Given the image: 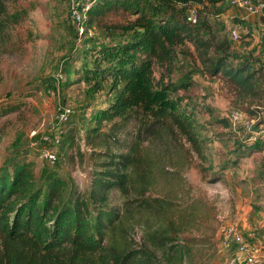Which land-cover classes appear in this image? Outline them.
Returning a JSON list of instances; mask_svg holds the SVG:
<instances>
[{
  "label": "trees",
  "instance_id": "trees-1",
  "mask_svg": "<svg viewBox=\"0 0 264 264\" xmlns=\"http://www.w3.org/2000/svg\"><path fill=\"white\" fill-rule=\"evenodd\" d=\"M10 1L0 0V34L27 15L26 10L10 13ZM221 4L223 0H76L82 11L77 24L84 28L78 34L98 28L103 38L95 34L73 48L68 58L79 64L57 80L67 73L66 86L107 82L112 95L87 121L90 185L87 192L78 185L69 189L68 179L55 168L37 179L35 162L27 150L17 149L18 139L16 152L0 168V264H155L159 250L167 264L184 261L190 247L175 240L196 220L175 206L186 189L182 175L193 153L207 155L198 102L181 93L194 81L171 78L178 48L191 42L208 73L221 77L236 94V106L255 119L252 130L264 129V59L234 63L227 39L203 35V29L211 31L209 21L189 20L191 8L200 14V5L205 10L214 6L218 14ZM111 15L118 20L109 21ZM155 65L163 66L166 75L158 78ZM52 85L45 80L17 101L5 102L0 116L21 111L29 97ZM204 108L214 113L212 107ZM217 120L231 123L229 117ZM78 134L72 125L59 146L77 147ZM262 140L258 149L251 145L241 156L263 150ZM230 164L237 167L238 158H230ZM223 172L213 181H220ZM141 212L163 223L148 229L136 248L131 234Z\"/></svg>",
  "mask_w": 264,
  "mask_h": 264
},
{
  "label": "rangeland",
  "instance_id": "rangeland-1",
  "mask_svg": "<svg viewBox=\"0 0 264 264\" xmlns=\"http://www.w3.org/2000/svg\"><path fill=\"white\" fill-rule=\"evenodd\" d=\"M76 6V0H12L8 3L10 13L26 10L27 15L0 34V110L5 102L17 101L23 93L45 80L53 85L29 97L21 111L0 116V168L6 166L17 149L27 150L29 159L35 162L37 179L44 170L55 168L68 179L69 189L78 185L87 192L91 181L87 121L91 112L105 105L112 95L107 82L100 87L87 82L66 86L67 73L61 82L57 80L61 79L63 71L79 64L68 58L73 48L95 34L103 38L98 28H92L88 35L78 34L81 33L79 26L72 17ZM198 8L199 23L206 20L211 27V31L203 29V35L219 41L227 39L231 44V61L264 59V27L256 16L244 20L237 16V8L225 3L219 7L218 14L214 6L208 10L201 5ZM108 20L118 19L111 15ZM238 24L250 26L253 33L234 40L232 30ZM178 52L177 68L171 78L194 81L189 90L181 93L198 102V118L203 123L199 127L207 155L206 159L193 153L191 164L182 175L186 189L175 207L193 215L196 221L175 240L177 245L190 247L180 264H229L235 244L232 240L224 243L221 235L224 226H233L241 233L255 232L262 250L260 264H264V149L251 150L241 156L250 146L247 124L251 116L242 114L243 110L236 106L239 101L226 82L208 73L191 42L181 45ZM154 68L158 78L167 73L161 65ZM205 105L212 107L214 113L206 112ZM238 110L242 116L237 122L230 120L229 126L217 120L219 116L230 117ZM64 114L66 120L62 118ZM72 125L78 128L79 145L72 149L61 148L56 139L62 138ZM258 143L252 146L258 149ZM51 150L58 153L55 164L45 157ZM233 157L238 158L237 167L230 164ZM219 171H224L223 178L214 182ZM173 183H177V179ZM115 202L119 199L115 198ZM137 216L131 234L136 248L141 246L148 229L163 223L161 218L151 219L148 213L141 212ZM155 264H167L162 250Z\"/></svg>",
  "mask_w": 264,
  "mask_h": 264
},
{
  "label": "built area",
  "instance_id": "built-area-1",
  "mask_svg": "<svg viewBox=\"0 0 264 264\" xmlns=\"http://www.w3.org/2000/svg\"><path fill=\"white\" fill-rule=\"evenodd\" d=\"M225 4L232 8H238L244 11L246 15L240 16L244 20L252 15H262L264 17V0H223ZM91 6L90 2L87 4L86 8ZM79 9H74L73 19L77 22L81 20L82 12ZM189 20L193 23H198L200 20L199 12L197 8L193 7L189 13ZM81 33L84 32L83 26L79 27ZM253 30L248 25L238 24L232 30V38L238 40L242 35H251ZM244 114V113H242ZM245 115V114H244ZM241 112H232L230 115V120L237 122L241 117ZM63 119H67V115H62ZM255 119H250L247 124V130L249 132V145H254L264 138V129H258L253 131L252 127ZM62 138L56 139V144L61 143ZM45 157L51 164H55L58 160L57 151H47ZM221 235L224 237V243L228 244L230 240L235 244V253L229 264H260V253L261 247L257 244L256 240L258 236L255 232L241 233L233 226H224L221 228Z\"/></svg>",
  "mask_w": 264,
  "mask_h": 264
},
{
  "label": "crops",
  "instance_id": "crops-1",
  "mask_svg": "<svg viewBox=\"0 0 264 264\" xmlns=\"http://www.w3.org/2000/svg\"><path fill=\"white\" fill-rule=\"evenodd\" d=\"M236 12H237V16H242L244 11L237 8ZM254 16H256V18L259 19L260 24L264 27V17L262 15H258V14L252 15L251 17H254Z\"/></svg>",
  "mask_w": 264,
  "mask_h": 264
}]
</instances>
